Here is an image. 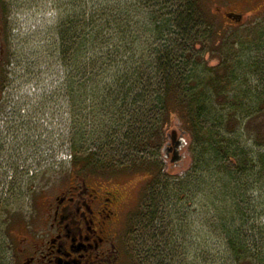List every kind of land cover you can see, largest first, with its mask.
<instances>
[{
  "label": "trees",
  "instance_id": "trees-1",
  "mask_svg": "<svg viewBox=\"0 0 264 264\" xmlns=\"http://www.w3.org/2000/svg\"><path fill=\"white\" fill-rule=\"evenodd\" d=\"M55 1L59 17L50 28L55 41L49 46L66 72L62 89L71 95L73 173L111 180L138 170L148 177L134 219L143 250H134L130 263L135 256L136 264H264V230L251 235L240 203L250 199L249 190L264 189V154L248 158L240 144L244 135L253 139L261 125L245 126L247 132L235 135L240 138L231 136L239 120L249 125L264 112V91L243 87L249 75L259 72L253 75L258 80L263 73L264 26L253 38L256 44L261 39L256 55H248L247 40L239 41L244 44L239 49L225 40L218 49L219 25L206 26L207 13L197 0H189L175 10L165 6L167 13L154 11L158 15H152L149 33L155 41L135 45L125 42L132 39V25L122 0ZM199 42L201 51L195 48ZM216 51L223 72L203 62ZM194 53L200 65L192 66ZM173 115L194 140L189 144L194 165L182 176L169 175L159 155L150 162L140 155L150 144L159 149L164 122ZM121 147L122 161L113 155ZM252 167L255 182L247 181ZM192 236L201 239L200 253ZM219 238L223 247L215 252L210 242L216 245Z\"/></svg>",
  "mask_w": 264,
  "mask_h": 264
},
{
  "label": "rangeland",
  "instance_id": "rangeland-1",
  "mask_svg": "<svg viewBox=\"0 0 264 264\" xmlns=\"http://www.w3.org/2000/svg\"><path fill=\"white\" fill-rule=\"evenodd\" d=\"M48 3L50 5L55 4L58 6V3H56L55 0H0V18L2 20V25L4 24V21L8 25V38L5 32L3 34L2 28L0 26L1 41L2 44H5V53L6 55H8L6 56L5 64L9 63V60L11 59L12 61L15 60L16 62L19 61L23 63L21 66L30 65V63L36 64L40 60H43L48 63H55L56 65L53 64V70L54 72L57 71L60 61L59 55L58 53H54L55 51L52 49L53 47L49 46L51 41H55V31L50 29L46 33L40 32L34 37H26L25 34H27V30H25L23 27L18 28L17 31L12 33L14 23L10 20L12 18V15L18 12L19 15H29L26 24L37 25L36 20L43 14V12L46 11V5H48ZM160 3L161 4L158 6L153 5L154 3L152 0H122V5L127 4L129 8L126 14L133 13L132 15L125 14L126 17H129V24L132 25L129 29V31L132 33V39L130 38L125 42H129V44L136 42L135 45H146L148 44V42H154V37L151 33H149L150 28H152L150 27V23L152 22V15H158L160 10L162 13H167L168 10L165 6L170 7L171 10H175L177 7L185 5V3H189V0H163V2L162 0H160ZM164 3L168 5H164ZM196 3H199V6H201L207 13L204 21L206 22L208 20L206 26L215 27L216 25H219L217 30L218 35L214 40V44L218 45V49L222 46L223 42L227 40L235 42L233 43V45H235V47L238 49L239 47L243 48L244 44L249 45V48H252V51H249L248 55H256L258 51L257 44L261 41V39L256 44L253 38L256 39V35H258L257 31L264 26V0H197ZM5 8L7 11H5ZM156 10L158 11V13H154V11ZM225 12L241 13L243 14L244 20L240 24L232 22L224 16ZM242 40H247V42L244 43ZM239 41L243 42L244 44L239 43ZM262 41H264V36ZM195 48H197V51H201L203 48L202 42L197 43ZM242 51L244 54L246 53V50ZM219 52L220 51H216V53H208L203 62L211 68L218 67L219 65H221V57L219 56ZM262 55L264 59V48L262 50ZM200 59L201 57L196 53H194V55H191L190 61H192V66L195 62L200 65ZM32 70L36 71L34 68H32ZM216 70L219 72H223V68L218 67L216 68ZM257 74H259V72H257ZM257 74L252 73L251 75H249L250 79L248 77V81L246 82L247 84H245L243 87L246 88L247 86H249L252 91L254 90L255 93H257L256 88L264 91V69L258 80L253 77V75ZM14 77H17V79L23 78L22 69L16 68ZM48 77H50V72L47 70L44 73L39 72V74L34 77L40 80L41 86L39 87L38 91H34V99H37V103L42 105V107H40L41 113L43 115H48V122L50 123L51 127L52 121L61 119L60 113L63 112L65 107H68L69 110L71 109L69 103L71 101V95L69 93L70 91L65 88H60L59 91H57V89L53 90V83L48 79ZM249 102H252V100L250 99ZM62 103L63 105L61 106ZM222 103L224 102L221 101L218 107H221L220 105H222ZM43 104H45L46 106H43ZM254 105L256 107V103H254ZM261 111H264V109H261ZM55 114L56 116H54V118H50V116ZM85 114L86 113H83L82 115ZM258 115L259 116H256L257 119H255L252 124L250 122L249 125H246L245 122L239 120L236 124V133L234 132V134H231V136H234V139H237L240 137H237L235 135H237L238 133L247 132L244 130L245 126L248 129L250 125V128H253L254 126L256 127L258 124L261 125V128L259 130H255L253 139H249V137L247 138V135H244V138L240 140V144L244 146V150L249 151L248 158L252 155L257 156L264 154V112H260L258 113ZM91 125L97 126V124L94 125L92 123ZM44 127L47 128V126ZM68 128L72 133V127ZM174 132L176 133L177 139H179L181 135L185 134V140L188 143L181 149L180 153L184 158L180 164L172 163L171 159L174 155L173 151H170V157H166L165 152V149H172L174 147V142L171 138ZM46 134L50 136L51 133L46 132ZM163 135L164 137L160 143L159 149L155 150L153 145L150 144L146 148L141 150V158L144 157L146 161L150 162L153 160V158L159 155L160 158H162V160L164 161L166 172L169 173V175L172 174L173 176H182L190 167H193L194 165L195 159L192 151H190L189 149L190 142L191 144L194 143L193 136L188 130V127L184 125L182 120L177 115H173L171 117V120H167L166 122H164ZM28 137L30 139V136ZM62 137L65 140L64 147L62 149L57 148L53 155L50 156L49 161L48 159H45V155L42 153L44 147L36 144H31L30 146V154L33 155V160L38 164L43 163V166L46 168L45 171H42V173L37 176L35 184L37 185V187L42 185L47 186V196H50L52 193L59 192L61 188H63L69 182L70 171H73L72 163L66 161L64 157L66 153L65 149H69L70 146L71 150V134H69V132L64 133L63 131ZM152 140H156L154 136H152ZM95 144L97 143L95 142ZM3 147L4 146H2L1 148ZM13 149H16V147H14ZM48 149H53V146L49 144ZM196 149L199 154H201V150L199 148ZM115 154L117 158L121 157L119 160L122 161V147L119 148V150L117 149L115 152H113V155ZM202 157L203 156L200 157V160L202 159ZM223 164H226V162L223 161ZM258 167L259 165H257L256 168ZM253 172L254 175H251V178L249 177V180L247 179V181L255 182V180H257L255 178V168H253ZM243 174H246V172H243ZM75 175L76 174L73 173L72 177H76ZM87 177L89 182H92L95 178H99L97 176ZM110 179V187L118 188L120 192H122L123 203L126 205L123 210V216L125 219L120 229L122 236V264H136L137 257L132 256L130 263V255L135 252L134 250H143V242L141 240V237H139L138 234L134 233L136 232L134 219L135 215H138V213L141 211V206L144 203L143 194L144 191L147 190L146 185L148 177L145 172L134 170L130 171V173L120 172V174L111 176ZM247 196L250 197V199H248L246 202L241 201L240 203L245 208L246 225L252 235V233H257L260 229L264 230V189H251L248 191ZM241 221L242 218L241 220H239V222ZM131 234L133 235L132 237ZM252 238L256 240V235H253ZM191 242L192 244L198 246L195 248V250L197 253H200L201 239L192 236ZM216 242V245H213L215 242H210V245L212 249H215V252L216 249H218L217 246L220 248L223 247L221 238L216 239ZM262 250L264 252V248ZM216 263L230 264L229 262L227 263L225 261ZM200 264H202V262H200Z\"/></svg>",
  "mask_w": 264,
  "mask_h": 264
},
{
  "label": "flooded vegetation",
  "instance_id": "flooded-vegetation-1",
  "mask_svg": "<svg viewBox=\"0 0 264 264\" xmlns=\"http://www.w3.org/2000/svg\"><path fill=\"white\" fill-rule=\"evenodd\" d=\"M225 12L224 16L243 22ZM0 18L3 34L8 25ZM4 42V40H3ZM0 37V90L6 79V53ZM14 169L10 156H0ZM13 174V173H12ZM16 171L0 185V264H122L125 204L110 180L69 175V182L47 196V186L25 181ZM6 175L0 173V179ZM90 178V177H89ZM31 188V189H30Z\"/></svg>",
  "mask_w": 264,
  "mask_h": 264
},
{
  "label": "built area",
  "instance_id": "built-area-1",
  "mask_svg": "<svg viewBox=\"0 0 264 264\" xmlns=\"http://www.w3.org/2000/svg\"><path fill=\"white\" fill-rule=\"evenodd\" d=\"M41 18H42V16L38 17V19L36 20L37 24L40 23ZM22 26L25 30H34L37 27V25H34V24H26L25 26L24 25H22ZM14 73H15V65L13 64L11 67V77L12 78H14ZM49 80L52 82V78H50ZM58 82H59V78L56 77L55 83L57 84ZM39 87H41V86L38 85L37 83H34V82L29 83V84H21V86L19 88L15 87V86H14V88H11V86H10L6 89L5 96L8 93L13 92L11 104H12V106H14L17 101H20V100L25 101V100L33 99L34 98V91H38ZM10 110H12L11 107H9V111ZM23 112H25L24 109H23ZM8 114L11 115V112H9ZM0 123L3 125V127L6 124L5 120H0ZM5 131L6 130H3V134L0 135V138H3L5 141L11 140L12 137L10 135H8V133H6Z\"/></svg>",
  "mask_w": 264,
  "mask_h": 264
},
{
  "label": "water",
  "instance_id": "water-1",
  "mask_svg": "<svg viewBox=\"0 0 264 264\" xmlns=\"http://www.w3.org/2000/svg\"><path fill=\"white\" fill-rule=\"evenodd\" d=\"M230 17H233L237 20H241L242 16L241 15H229ZM184 134V133H183ZM185 135V134H184ZM181 135L179 139L176 138V133L174 132L172 134V140L174 142V147L172 149H165L166 152V157H170V151H173V157L171 159L172 163L174 164H180L181 161L183 160V155L180 153L182 147L187 145V142L185 140V136Z\"/></svg>",
  "mask_w": 264,
  "mask_h": 264
}]
</instances>
